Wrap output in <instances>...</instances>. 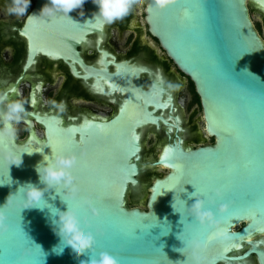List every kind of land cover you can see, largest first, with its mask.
Here are the masks:
<instances>
[{"label": "water", "instance_id": "1", "mask_svg": "<svg viewBox=\"0 0 264 264\" xmlns=\"http://www.w3.org/2000/svg\"><path fill=\"white\" fill-rule=\"evenodd\" d=\"M147 20L162 48L194 82L206 129L217 143L193 151L165 150L158 164L171 171L154 181L141 209L127 203L131 191V203L145 199L146 185L139 189L140 170L133 161L139 150L134 138L89 134L77 140L69 130L47 123L46 138L31 133L24 142L15 139L22 164L8 167L0 159V207L7 225L0 233V264H80L100 252L120 264H196L182 241H207L212 229L191 216V193L214 198L217 189L223 198L210 207L225 235L208 243L202 264H253V254L264 264L262 241L250 240L264 232V43L246 0H179L163 12L147 7ZM52 152L78 158L72 170L80 188L76 199H69L63 187L50 189L40 182L36 167ZM148 176H142L144 184ZM27 183L44 191L37 207L25 208L19 188ZM84 197L100 209L99 218L87 207L78 208ZM66 202L77 208L86 231L99 235L94 253L77 257L70 247L60 255L52 252L59 243L52 222L58 211L67 210ZM221 204L228 205V212H218ZM21 228L45 256L23 239ZM245 244L251 248L245 250Z\"/></svg>", "mask_w": 264, "mask_h": 264}, {"label": "flooded vegetation", "instance_id": "2", "mask_svg": "<svg viewBox=\"0 0 264 264\" xmlns=\"http://www.w3.org/2000/svg\"><path fill=\"white\" fill-rule=\"evenodd\" d=\"M150 2L100 28L87 23L99 11L93 0L68 13L78 23L61 12L39 16L49 0H31L22 17L8 14L12 0H0V94L23 101L26 110L15 125L16 140L24 142L31 133L46 138L47 123L69 130L77 140L89 134L132 137L139 145L133 157L139 189L146 185L142 176L152 174L147 199L154 181L171 171L158 164L165 150L193 151L217 143L206 129L194 82L151 31ZM246 5L264 43V0H246ZM31 15L38 17L29 20ZM250 240H261L264 248V233ZM250 260L258 264L256 255Z\"/></svg>", "mask_w": 264, "mask_h": 264}, {"label": "clouds", "instance_id": "3", "mask_svg": "<svg viewBox=\"0 0 264 264\" xmlns=\"http://www.w3.org/2000/svg\"><path fill=\"white\" fill-rule=\"evenodd\" d=\"M85 2L86 0H49V3L41 9L39 16L51 17L61 12L74 23H78L70 18L68 13L82 8ZM178 2L179 0H151L148 4V10L151 12H163ZM93 3L98 6L99 11L94 13L93 19L88 20L87 23L103 28L105 25L122 20L130 14L134 6L143 5L145 0H93ZM30 4L31 0H12L11 5L7 8V12L9 15L22 17L27 13ZM80 15L83 16V12ZM36 17L38 16L31 15L28 19L31 20ZM175 87L178 88L179 85H175ZM6 101L7 103L5 104ZM0 105H5V109L0 110V124L3 125L0 127V159H3L8 164V167L11 165L19 167L22 164V153L15 151V125L24 118L26 112L24 102L19 100L8 101L7 94H0ZM77 164L78 158L74 154L63 155L52 152L51 157L44 156L43 162L37 165L36 171L40 182L48 188L63 187L69 199H76L80 188L75 182L76 177L72 174V170ZM19 189H23L24 191L25 208L37 207L42 199H44V191L32 183H27ZM191 196L195 197V202L188 207L191 216L201 227L212 229V231H210L207 241H181L184 242L185 247L191 249V256L196 264H202L204 257L201 253L206 251L208 243L214 239H221L225 235L216 219V213L210 207V205L215 204L217 199L223 198V192L217 189L215 190L214 198L209 197L207 199L198 198L196 191L191 193ZM10 202L9 197L6 203ZM84 207H87L91 211L94 218L100 217L101 211L95 207L92 199L88 197L82 198L78 203V208ZM228 210L227 204H221L218 212L224 214ZM5 221L6 214L4 207H0V233H3L7 228ZM52 224L54 226L53 230L59 237V243L53 247L52 252L60 255L63 253L65 247H70L77 257L83 256L88 252L94 253L96 237L91 231H86L85 227L82 226L77 208L69 207L67 204V210L58 211V219L54 223L52 222ZM20 231L25 241L39 247L43 255H46L42 247L36 244L23 228ZM174 250L180 251L181 249ZM80 264H120V261L108 252H100L98 256H91L88 261L80 260ZM176 264H181V262L177 261Z\"/></svg>", "mask_w": 264, "mask_h": 264}, {"label": "rangeland", "instance_id": "4", "mask_svg": "<svg viewBox=\"0 0 264 264\" xmlns=\"http://www.w3.org/2000/svg\"><path fill=\"white\" fill-rule=\"evenodd\" d=\"M162 174H163V173H162ZM151 180H152V174H149V176H148V180H147V184H146L147 187L150 185ZM147 187L145 188V192H144L145 199H144V200H138V203L140 204V208H142V209H146V199H147V195H148ZM131 198H132V193H129V195H128V197H127V203H128V206H129V207L134 206V205L131 203Z\"/></svg>", "mask_w": 264, "mask_h": 264}, {"label": "snow or ice", "instance_id": "5", "mask_svg": "<svg viewBox=\"0 0 264 264\" xmlns=\"http://www.w3.org/2000/svg\"><path fill=\"white\" fill-rule=\"evenodd\" d=\"M93 234H94L96 237L99 236L98 234H96V233H94V232H93Z\"/></svg>", "mask_w": 264, "mask_h": 264}, {"label": "bare ground", "instance_id": "6", "mask_svg": "<svg viewBox=\"0 0 264 264\" xmlns=\"http://www.w3.org/2000/svg\"><path fill=\"white\" fill-rule=\"evenodd\" d=\"M264 233V232H263Z\"/></svg>", "mask_w": 264, "mask_h": 264}]
</instances>
